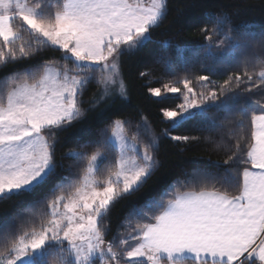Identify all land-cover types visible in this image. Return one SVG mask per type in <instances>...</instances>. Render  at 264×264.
<instances>
[{"label":"snow or ice","instance_id":"6c2138e0","mask_svg":"<svg viewBox=\"0 0 264 264\" xmlns=\"http://www.w3.org/2000/svg\"><path fill=\"white\" fill-rule=\"evenodd\" d=\"M167 11L168 0H0V70L17 73L0 96V199L24 197L32 205L0 223V264H264V106L251 113L250 136L217 144L224 155L216 173L194 172L191 183L178 180L174 190L148 196L131 210L144 222L130 221L129 231L106 223L163 166L157 140L183 148L215 143L210 130L236 121L239 98L264 94V58L250 55L264 49V35L233 28L223 16L201 29L213 67L227 69L218 83L151 44ZM43 48L63 61L57 69ZM150 52L162 65L161 86L147 94H179L182 102L161 106L166 127L141 142L128 137L126 119L112 109L129 96L124 57ZM97 119L95 139L64 153L65 134ZM74 157L86 165L65 163Z\"/></svg>","mask_w":264,"mask_h":264},{"label":"trees","instance_id":"16d2710c","mask_svg":"<svg viewBox=\"0 0 264 264\" xmlns=\"http://www.w3.org/2000/svg\"><path fill=\"white\" fill-rule=\"evenodd\" d=\"M226 17L233 28L242 25L243 29L255 35L259 39L264 35V0H168V11L166 16L155 28L151 44L161 50V54L170 59L179 67H191L197 74H211L212 79L222 83L226 78L227 69L221 65L213 67V58L209 55L208 42L202 35L203 27L211 28L219 17ZM24 39L28 40L27 33ZM19 43V42H18ZM215 52L216 49H210ZM41 55L45 60L51 61V65L58 67L63 61L52 53L51 49L43 48ZM254 61L264 58V49L257 48L250 53ZM242 57L238 56L235 64L240 63ZM235 64L231 67H235ZM38 66V65H37ZM203 66V67H202ZM18 65H9L8 68H18ZM123 71L129 80L131 87L129 99L116 105L112 111L122 113L126 119V133L131 138L136 136L141 142H148L159 136V132L166 127L162 124L160 116L161 106L175 107L182 102L179 94L168 95L163 98L152 97L147 94V87H160L162 65H160L152 53L136 56L127 55L122 61ZM140 72H146L145 79L139 78ZM17 73L6 74L0 70V96L6 92L13 76ZM204 87H208L205 85ZM200 88V85H197ZM96 88L93 84L88 87L84 96L85 107L93 97ZM244 104L242 112L237 114L236 121L226 127H215L211 129L215 143L203 141L192 144L187 148L177 147L176 142L166 138L157 140L159 159L163 166L159 167L148 183L133 193L131 196L120 200L106 219L114 228L118 225L121 232L129 231V222L134 225L137 221L144 222L141 217L135 216L131 211L134 207L138 210L143 208L142 202L148 196L159 198L163 193L174 190L177 181L191 183V175L194 172H206L214 174L218 171L219 161L223 158V148L217 144H228L234 142V135L250 136V117L253 111H259L264 106V94L256 92L250 97H240ZM259 102V103H257ZM215 110H213V113ZM212 113H210L211 115ZM221 117L223 113H220ZM141 116L147 120V126L141 124ZM243 116L241 123L240 117ZM99 120H90L81 125L73 132L65 134L64 139L69 147L63 149L64 153L70 151L79 152L81 149L77 143L85 144L95 137L92 133L96 130L95 125ZM187 122H184L186 124ZM222 121H218L219 125ZM105 125H100L104 127ZM192 125L188 124L184 129L183 124H178V130L191 131ZM231 129V131H230ZM110 134V133H109ZM199 134V133H194ZM208 135V132L204 133ZM112 145L115 144L112 142ZM90 149L88 154H91ZM118 154V149H114ZM111 154V150H110ZM66 164L86 165V159L81 157L68 158ZM231 182V181H230ZM219 187V185L217 186ZM184 190H189L185 188ZM32 207L24 197H10L0 199V223L5 220L15 219ZM39 222L38 219L36 221Z\"/></svg>","mask_w":264,"mask_h":264},{"label":"rangeland","instance_id":"374dc122","mask_svg":"<svg viewBox=\"0 0 264 264\" xmlns=\"http://www.w3.org/2000/svg\"><path fill=\"white\" fill-rule=\"evenodd\" d=\"M145 2H146V3H150V0H145ZM51 67H52L53 69H57V68H58V67H56V66H54V65H51ZM168 95H175V94H168ZM168 95H167V96H168ZM128 99H129V96H128ZM128 99H127V100H128ZM126 134H127V133H126ZM128 137H129V136H128ZM129 138H130V137H129ZM112 142H113L114 144H116V141H115V140H113Z\"/></svg>","mask_w":264,"mask_h":264}]
</instances>
